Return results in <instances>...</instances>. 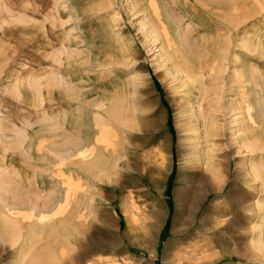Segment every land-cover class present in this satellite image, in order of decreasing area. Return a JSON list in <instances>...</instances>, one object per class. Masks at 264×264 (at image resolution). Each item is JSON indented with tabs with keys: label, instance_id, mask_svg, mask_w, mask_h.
<instances>
[{
	"label": "rangeland",
	"instance_id": "1",
	"mask_svg": "<svg viewBox=\"0 0 264 264\" xmlns=\"http://www.w3.org/2000/svg\"><path fill=\"white\" fill-rule=\"evenodd\" d=\"M185 1L0 0V264H264V0Z\"/></svg>",
	"mask_w": 264,
	"mask_h": 264
},
{
	"label": "bare ground",
	"instance_id": "2",
	"mask_svg": "<svg viewBox=\"0 0 264 264\" xmlns=\"http://www.w3.org/2000/svg\"><path fill=\"white\" fill-rule=\"evenodd\" d=\"M155 1V0H154ZM221 0H195V20L196 21H198V22H201V23H204L205 22V20H199L198 18H199V14H205V15H208V16H210V15H213V16H215L216 17V19L219 17V16H221L222 18H224V20H222V21H224V22H226V23H228V24H230V23H233V22H231V20H230V17H232L230 14H229V11L228 10H239L240 12H244L245 11V9H246V7H245V5L246 4H249L248 2H246V3H244L243 2V0H236L237 2L235 3H231L230 4V2L227 4V2H226V0H225V2H224V4H227V6L226 5H224L223 6V9L221 8H219V7H217V5H216V3L218 2H220ZM253 1V0H252ZM252 1H251V3H252ZM187 2H190V0H186L185 1V3H187ZM222 3V2H221ZM250 3V4H251ZM255 3H256V1H255ZM156 6V5H155ZM226 6V7H225ZM250 6V5H249ZM252 6V5H251ZM259 6H261V5H259ZM262 7V6H261ZM153 8V7H152ZM249 8V7H248ZM247 8V9H248ZM154 9V8H153ZM157 9V8H156ZM250 9V8H249ZM260 9V8H259ZM132 11V10H131ZM157 11V10H156ZM193 12V11H192ZM233 12V11H232ZM247 12V11H246ZM250 12V11H249ZM245 13V12H244ZM262 13V12H261ZM233 14H235V13H233ZM250 14V13H249ZM260 14V13H259ZM243 15V14H242ZM246 15V14H245ZM244 15V16H245ZM257 15V14H256ZM234 16V15H233ZM235 16H236V14H235ZM205 17V16H204ZM253 17V16H252ZM250 18L249 17V19H246V18H243V19H241V21L235 26V24H230L229 26H230V30H227L224 26H223V28H222V30L223 31H227V32H229L231 35H230V38L229 39H231V38H235L236 36H238L239 34H241L242 32L244 33L245 31H246V28L250 25V24H252V23H255V22H253L254 21V19L253 18ZM222 18H220V19H222ZM240 18V17H239ZM255 18H256V16H255ZM264 18V17H263ZM219 19V20H220ZM236 20V19H235ZM238 21V20H237ZM257 21V20H256ZM154 22L156 23V24H158V26H155V25H153L152 27H150V35H151V37L152 38H159L160 40H161V38L164 40V41H168L169 39H170V37H168V36H164L165 34H164V30H165V28H164V26H163V23L161 22V19L160 18H158V17H156V21L154 20ZM230 22V23H229ZM262 22H264V21H262ZM237 23V22H236ZM254 25V24H253ZM172 27H175V26H173L172 25ZM168 31V30H167ZM171 32H172V30H170ZM192 31V30H191ZM167 33V32H166ZM195 33H198V31H196L195 30ZM161 34H163V36L160 38V36H161ZM193 34V33H192ZM188 36H190V35H188ZM195 37H198L197 35H195ZM225 39V38H224ZM184 40V39H183ZM197 40V39H196ZM170 42V41H169ZM168 46V45H167ZM179 51V50H178ZM62 52V51H61ZM180 52H182V51H180ZM216 51H214V53H215ZM180 56V55H179ZM213 56V55H212ZM199 60V59H198ZM211 60V59H210ZM223 60H225V59H223ZM197 60L195 59V67H197L198 66V62H196ZM217 61V60H216ZM218 62V61H217ZM214 63H208V67L210 68L211 67V65H213ZM211 70H213V67L212 68H210ZM221 69V68H220ZM219 69V70H220ZM218 70V71H219ZM181 74H183V73H181ZM184 74H186V77L187 78H191L193 75H192V73L190 72V71H185L184 72ZM184 77H185V75H184ZM225 76L224 75H218V78L220 79V80H222V81H224V85L226 86L227 85V81L225 82V78H224ZM237 78H238V80H240L241 79V76H237ZM184 81V80H183ZM199 81H195V84L197 83L198 85V87L195 85V99L197 100V102L199 103V107H200V110H199V117H198V114L196 113V112H194L193 111V109H191V107L188 105V103H185V102H183V103H181L180 105H179V109L181 110V112L184 114V117H185V128H186V130H188L189 132L190 131H193V132H197V128L195 129H192L191 128V123H196L195 124V126H198V123H200L199 122V120H198V118H201V117H203V119L204 120H202V124H203V127H204V134H205V137H204V139H205V143L207 144V143H209L210 142V140H209V138H210V134H209V131H208V128H207V126H208V122H207V119H209L207 116H206V113H205V107L202 105V104H204V102L206 103V99H207V97H206V94H205V92L207 91L203 86L201 87V82H199ZM204 84V83H203ZM184 88H189V84L186 82V83H184ZM218 93V92H217ZM189 96H190V94H189ZM192 96H194V95H192ZM253 104V103H252ZM240 105V104H239ZM250 102H246V105L245 106H249L250 107ZM248 107V111H247V113H246V111H244L242 108H234V109H232V112H234L235 110H237V112H239V115L240 116H242V117H245V116H247L248 115V117H250V121H251V123H252V127L254 128H256V130H258V127H257V125L254 123V120L255 119H253L252 117H254V115H255V110L253 111V110H251L250 108ZM220 112V111H219ZM257 113V112H256ZM218 114V113H217ZM232 114V113H231ZM230 114V115H231ZM234 114V113H233ZM197 115V116H196ZM205 116V117H204ZM214 118V117H213ZM235 118V117H234ZM233 119V118H232ZM212 124V123H211ZM210 130H211V128H210ZM211 136H212V134H211ZM211 143V142H210ZM209 143V144H210ZM252 146V145H251ZM246 148H247V146H245ZM250 147V146H249ZM258 147H256V149H257ZM244 149V148H243ZM250 150V153H255V152H257V150ZM259 149V148H258ZM247 150H249V149H247ZM260 151V150H259ZM192 152V151H191ZM195 152V151H194ZM239 152V151H238ZM237 152V153H238ZM211 153V152H210ZM254 158H255V156H254ZM206 164L208 165L207 166V170H208V172L210 171V170H212V169H215L218 165H217V162H216V159H215V157L214 156H212V154H210V155H207L206 154ZM223 164V163H222ZM263 164V163H262ZM79 167V166H78ZM253 172H254V170H252ZM208 174V173H207ZM249 174V173H248ZM251 174V173H250ZM210 175V174H209ZM254 175V174H253ZM260 174L259 173H255V175H254V179H260ZM260 180H263L264 181V179H260ZM264 193V192H263ZM198 195V194H197ZM22 198V197H21ZM11 209H13V210H15V207L13 206ZM19 209V208H18ZM17 209V210H18ZM11 212H13L12 210H11Z\"/></svg>",
	"mask_w": 264,
	"mask_h": 264
}]
</instances>
